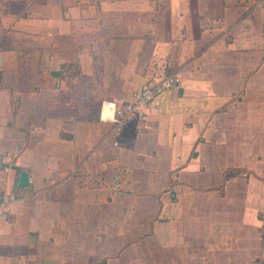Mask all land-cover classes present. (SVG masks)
Instances as JSON below:
<instances>
[{
  "label": "crops",
  "instance_id": "obj_1",
  "mask_svg": "<svg viewBox=\"0 0 264 264\" xmlns=\"http://www.w3.org/2000/svg\"><path fill=\"white\" fill-rule=\"evenodd\" d=\"M164 76L142 123L99 120ZM251 92L264 0H0V264H264Z\"/></svg>",
  "mask_w": 264,
  "mask_h": 264
},
{
  "label": "built area",
  "instance_id": "obj_2",
  "mask_svg": "<svg viewBox=\"0 0 264 264\" xmlns=\"http://www.w3.org/2000/svg\"><path fill=\"white\" fill-rule=\"evenodd\" d=\"M176 82V76H164L153 83L147 82L131 100L125 102L103 100L100 103L98 118L102 122L111 124L115 131L122 130L129 121L142 123L145 114L143 107L152 102L157 93L172 87ZM4 204L5 200L0 202V205ZM3 217L5 214L0 211V218Z\"/></svg>",
  "mask_w": 264,
  "mask_h": 264
},
{
  "label": "rangeland",
  "instance_id": "obj_3",
  "mask_svg": "<svg viewBox=\"0 0 264 264\" xmlns=\"http://www.w3.org/2000/svg\"><path fill=\"white\" fill-rule=\"evenodd\" d=\"M254 68H257L258 69V66L257 67H254ZM256 81V86H259V87H261L259 84L262 82V81H259L260 79H255ZM254 86V85H253ZM262 88V87H261ZM259 93H261V92H258V93H253V92H251V95L253 96L252 98L255 100V102H256V104H259V103H264L263 101H259V98H261V94H259ZM241 94H243V91L242 92H240V93H236L234 96H233V101H236V102H238V101H240L241 99H240V96H241ZM254 113H255V111H254Z\"/></svg>",
  "mask_w": 264,
  "mask_h": 264
},
{
  "label": "water",
  "instance_id": "obj_4",
  "mask_svg": "<svg viewBox=\"0 0 264 264\" xmlns=\"http://www.w3.org/2000/svg\"><path fill=\"white\" fill-rule=\"evenodd\" d=\"M53 73L51 74H58L57 71H52ZM28 183V174L27 172L25 171H22L20 174H19V180H18V185L20 187H23V186H26Z\"/></svg>",
  "mask_w": 264,
  "mask_h": 264
}]
</instances>
